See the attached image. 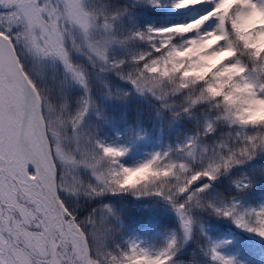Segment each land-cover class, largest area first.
<instances>
[{
  "label": "snow or ice",
  "instance_id": "obj_1",
  "mask_svg": "<svg viewBox=\"0 0 264 264\" xmlns=\"http://www.w3.org/2000/svg\"><path fill=\"white\" fill-rule=\"evenodd\" d=\"M169 6L205 11L143 19ZM257 158L264 0H0V264H257L207 224L264 247Z\"/></svg>",
  "mask_w": 264,
  "mask_h": 264
},
{
  "label": "trees",
  "instance_id": "obj_2",
  "mask_svg": "<svg viewBox=\"0 0 264 264\" xmlns=\"http://www.w3.org/2000/svg\"><path fill=\"white\" fill-rule=\"evenodd\" d=\"M205 7L199 6L197 8L186 9V10H175L172 7H164V8H153L151 9L150 15H145L143 17L144 20L147 21L148 24H152L156 27H166L172 24H182L188 23L200 15L204 14ZM147 26V25H145ZM122 83V82H121ZM120 83H114V87H120ZM99 86H97V95L99 97ZM100 103H104L106 109L109 112H126L129 117L135 116V110L132 107L124 108L122 105L114 104L112 102H105L102 97H99ZM136 102L134 101L133 104ZM147 115V114H146ZM257 162L256 166L254 167V163H248L242 168H237L234 170H239L240 173L243 171H247L250 174L257 171L261 166H264V159L257 158L253 160ZM238 173V174H240ZM256 198L264 196V193L257 192L254 194ZM214 219V217H211ZM157 227V229L161 232L167 230L170 227H173L176 224V217L174 213L165 210L163 207L157 209V214L153 221ZM216 227L215 232L222 230L223 228L230 226L231 222L227 219H219L215 221ZM239 240L241 245L246 249L249 253V256L252 258L259 257L262 255L264 257V247L261 246L259 241L250 242L244 238V236H237L235 242Z\"/></svg>",
  "mask_w": 264,
  "mask_h": 264
},
{
  "label": "rangeland",
  "instance_id": "obj_3",
  "mask_svg": "<svg viewBox=\"0 0 264 264\" xmlns=\"http://www.w3.org/2000/svg\"><path fill=\"white\" fill-rule=\"evenodd\" d=\"M206 26H214V24H210V25H206ZM119 86H123V84L120 83ZM72 94H73L74 97L77 96V95H81L82 94V90L79 88V86H75L73 88ZM109 135L113 136V137L116 136L115 133H109ZM152 150H153V146L151 144L140 145L134 152H130L124 158L125 162L128 165H132V164L136 163L138 160L142 159L144 157V155H146L148 152H150ZM261 159H264V158H261ZM250 163H254V167L257 164V162H255V161H251V162H249V164ZM234 172L236 174L240 173L239 170H234ZM218 220H219L218 218L214 217V219L210 218L207 221L208 228H209L211 233H213L215 235H219L221 237H226V238L232 239L233 243H235L236 237L237 236H241V235L244 236V238H246V240H248L250 242L258 241V239L251 238L248 233H242L241 230L236 228V226L234 224H232V223H231L230 226H227V227L223 228L222 230H220L218 232H215V227H216L215 221H218ZM262 257H263L262 255H260L259 257H256V258H252V257L249 256V259L255 260V261H257V264H259V262H260Z\"/></svg>",
  "mask_w": 264,
  "mask_h": 264
}]
</instances>
